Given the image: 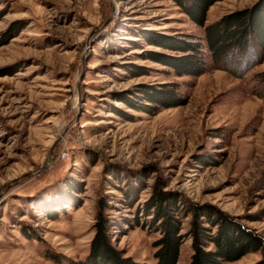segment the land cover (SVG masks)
Masks as SVG:
<instances>
[{
	"label": "rangeland",
	"instance_id": "1",
	"mask_svg": "<svg viewBox=\"0 0 264 264\" xmlns=\"http://www.w3.org/2000/svg\"><path fill=\"white\" fill-rule=\"evenodd\" d=\"M256 1H216L206 23ZM146 31L201 41L207 71L178 75L160 56L184 52ZM203 36L174 0H0V264H87L103 198L112 244L156 264L161 233L127 220L158 180L264 235V57L215 66ZM164 83L186 103L149 113L123 101ZM131 183L144 184L129 207ZM192 254L186 238L178 264Z\"/></svg>",
	"mask_w": 264,
	"mask_h": 264
},
{
	"label": "trees",
	"instance_id": "2",
	"mask_svg": "<svg viewBox=\"0 0 264 264\" xmlns=\"http://www.w3.org/2000/svg\"><path fill=\"white\" fill-rule=\"evenodd\" d=\"M174 1L196 24L204 27L202 39L207 44L215 66L232 70L229 62L233 58L246 57L247 60L243 62L248 63V58H252L253 54H256V57H264V0H257L245 9L232 11L211 24L206 23L210 7L221 0ZM154 34L160 35L159 42L149 36ZM144 35L152 43L157 41L168 49L184 52L182 56H160V60L173 67L178 75L201 76L207 71L208 63L203 44L201 41L196 42L193 36L185 35L184 38H179L173 35L165 36L156 31H146ZM226 62L228 65L224 64ZM137 96L142 100V105L135 103H140L137 98H134L135 101L125 96L123 101L131 108L149 113H154L159 108H172L186 103L179 94L176 83L141 85ZM143 184L131 183L127 189H120L129 207L137 204ZM165 185V182L158 180L149 199L137 208L134 218L127 220L128 225L134 223L135 226L161 233L160 238L155 241L156 264H178L180 250L186 238L191 239L193 247L191 264H230L254 252L263 254L254 264H264V235L256 228L244 225L215 205L187 202L177 192L164 190ZM108 207L107 200L101 199L97 221L94 224L96 234L91 241L87 264H149L124 257L112 244L114 220L105 213ZM187 217L191 218L190 228L188 233L183 234L180 219ZM256 219H264V210Z\"/></svg>",
	"mask_w": 264,
	"mask_h": 264
}]
</instances>
